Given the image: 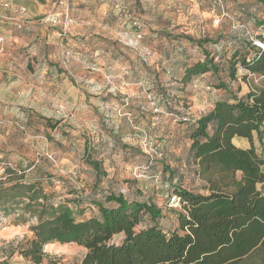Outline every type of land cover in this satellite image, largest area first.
<instances>
[{"label":"rangeland","instance_id":"obj_1","mask_svg":"<svg viewBox=\"0 0 264 264\" xmlns=\"http://www.w3.org/2000/svg\"><path fill=\"white\" fill-rule=\"evenodd\" d=\"M222 1L220 4L216 0H116L113 31L106 41L95 42L99 55L111 57L113 61L93 64L83 59L72 64L76 57L71 51L64 53L63 71L69 81L73 80L77 88L84 90L85 96L102 102V98L109 95L106 90L110 89V94L117 96L100 108L99 113L92 108L64 111L63 173H52L53 181L63 175V192L59 184H53L55 202L70 201L76 191L81 190L83 212H78V219H85L96 211L91 200L100 198V193L108 190L123 193L130 201L155 203L164 213L158 223L165 229H173L178 226L174 211L179 209L170 204L173 189L181 186L208 193L205 181L197 174L198 163L190 152V122L182 119L207 113L217 100L229 94L214 85L209 86L207 79L201 76L185 82V66L204 60V51L218 56V60L223 57L227 63L234 46L228 42L234 38L257 39L264 33V5L256 0ZM222 6L224 17H221ZM217 17L221 19L219 24L215 23ZM134 19L142 23L141 38L131 25ZM189 37L194 41L208 39L212 43L202 49L190 42ZM130 40L135 46L128 45ZM77 45L83 55L96 53L92 48L86 50ZM216 45L222 49H217ZM241 51L243 55H251L248 46ZM222 78L228 83L229 91L238 96L264 86V80L259 81L256 75L246 77L240 66L236 80H230L226 73ZM164 97H167L165 102ZM124 103L127 105L123 106ZM128 112L132 116H127ZM86 144L89 152L85 151ZM236 144L242 142L236 140ZM256 146L260 153L258 141ZM92 160L101 162L108 176L96 180L90 165ZM259 188L264 192V184ZM21 218L22 215L0 212V229L35 220L27 214L23 217L26 220ZM152 224L147 216L139 229ZM32 238L0 240V263L35 264L20 254L21 245ZM120 240L121 236L115 238L116 242ZM71 245L70 264H80L86 250L77 244ZM41 264H60V259L46 256Z\"/></svg>","mask_w":264,"mask_h":264},{"label":"trees","instance_id":"obj_2","mask_svg":"<svg viewBox=\"0 0 264 264\" xmlns=\"http://www.w3.org/2000/svg\"><path fill=\"white\" fill-rule=\"evenodd\" d=\"M256 1L264 5V0ZM188 39L202 49L212 43L208 39ZM257 39L264 44V33ZM228 45L234 46L227 63L223 57L218 60V56L204 51V60L184 69L185 82L201 76L209 86L229 95L217 100L207 113L182 119L190 122V152L208 193L181 186L173 189L170 201L175 196L179 199V209L174 211L178 226L163 228L158 221L164 218V213L155 203L130 201L123 193L109 190L91 200L96 209L91 217L78 219V212H83L81 190L70 201L53 200L54 183L63 192V175H57L61 177L57 181L52 178L57 167L55 161L49 157L40 160L41 169L32 171L13 169L0 162L5 168L0 175V212L22 215L23 220L27 214L37 221L32 227L34 237L20 247L24 258L41 264L47 256L44 245L58 240L86 250L80 264H264V194L258 189L264 184V86L238 96L229 91L222 78L226 73L230 80H236L239 66L247 71L246 77L264 76V49L246 38H234ZM246 46L251 55L242 54ZM57 124L47 122L49 128ZM235 138L248 140L250 148H238L233 143ZM56 146L62 144L57 142ZM86 146L85 151L89 152ZM90 165L96 180L108 176L101 162L92 160ZM147 216L153 224L139 229ZM117 236H121L119 242L115 241Z\"/></svg>","mask_w":264,"mask_h":264},{"label":"crops","instance_id":"obj_3","mask_svg":"<svg viewBox=\"0 0 264 264\" xmlns=\"http://www.w3.org/2000/svg\"><path fill=\"white\" fill-rule=\"evenodd\" d=\"M115 4L116 0H0V162L32 171L41 169L40 160L49 157L56 162L55 172L63 173L64 111L92 108L99 113L117 96L111 89L102 102L85 96L63 71L64 53L71 51L76 57L72 64L83 59L93 64L113 61L99 55L95 42L109 39ZM50 13L68 16L71 24L65 28L45 23L43 17ZM77 44L96 53L83 55ZM48 121L58 124L49 128ZM233 143L242 149L251 146L243 138Z\"/></svg>","mask_w":264,"mask_h":264},{"label":"clouds","instance_id":"obj_4","mask_svg":"<svg viewBox=\"0 0 264 264\" xmlns=\"http://www.w3.org/2000/svg\"><path fill=\"white\" fill-rule=\"evenodd\" d=\"M36 223L32 220L23 224H11L3 229H0V240L12 242L14 238L34 237L35 233L32 232V227ZM73 245L64 244L58 240L51 241L44 245L43 252L50 257L60 259V264H70Z\"/></svg>","mask_w":264,"mask_h":264},{"label":"built area","instance_id":"obj_5","mask_svg":"<svg viewBox=\"0 0 264 264\" xmlns=\"http://www.w3.org/2000/svg\"><path fill=\"white\" fill-rule=\"evenodd\" d=\"M220 4H222V0H217ZM222 9H223V12H222V16L221 17H224L226 15L225 11H224V8L222 6ZM43 21L45 23H48L52 26H56V25H60V24H64L65 25V28H68L69 25L71 24V19L69 17H64V20H63V17L61 15H58V14H54V13H50V14H47L43 17ZM64 22V23H63ZM221 22V19L220 17H217L216 20H215V23L216 24H219ZM131 25L133 26V28H135L136 32L138 33L137 37L138 38H141L142 37V31H143V26H142V23L139 21V20H132L131 21ZM235 28H239V26H236ZM240 28H244L243 26H241ZM251 41L256 45L258 46L259 48L261 49H264V44L259 41L258 39H255L253 37H251ZM131 45V46H135L133 40H130L128 42V45ZM68 60H69V57H68ZM246 73L247 71L245 69H243ZM252 75V74H250ZM259 81L261 80H264V76H261L258 78ZM5 173V168L4 166H0V175H3ZM2 179H5V178H2ZM171 206H174V207H177L179 205V199L175 196L172 198L171 200Z\"/></svg>","mask_w":264,"mask_h":264}]
</instances>
